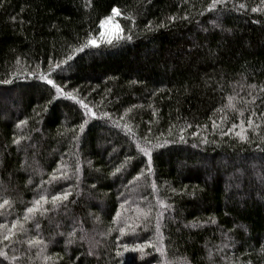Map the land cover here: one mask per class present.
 Instances as JSON below:
<instances>
[{
	"label": "trees",
	"instance_id": "16d2710c",
	"mask_svg": "<svg viewBox=\"0 0 264 264\" xmlns=\"http://www.w3.org/2000/svg\"><path fill=\"white\" fill-rule=\"evenodd\" d=\"M211 2L0 0V264H264V4Z\"/></svg>",
	"mask_w": 264,
	"mask_h": 264
},
{
	"label": "snow or ice",
	"instance_id": "6c2138e0",
	"mask_svg": "<svg viewBox=\"0 0 264 264\" xmlns=\"http://www.w3.org/2000/svg\"><path fill=\"white\" fill-rule=\"evenodd\" d=\"M227 2V0H212L211 4L208 5V10H214L216 9L218 4H225ZM261 3L264 4V0H261ZM245 7L244 4H240L239 8L243 9ZM261 8L258 7H253L251 9L252 12H257V11H261ZM122 13L120 12V10L117 7H112L111 8V12L109 15L103 17L100 19L99 21V28H98V35L93 36L91 34H88L86 40L84 41V43L82 45H80L77 48L73 49L72 54H69L65 59L60 60L57 64L53 65L50 68V72H54L57 69H60L61 71H63L64 69L61 67L62 65L67 64L69 61H71L73 59V56L75 53L77 52H82L85 48H96L99 46L100 43H105V44H112L114 42H119L121 39H131V37H125L123 35V28L120 26L119 23L115 22V18L121 16ZM128 19H131V17H126ZM169 19H174V17H169ZM17 63H19V61L17 60ZM40 79L45 81V83L47 85L50 86L51 89H55V92L58 95L64 96L69 100H75L78 104L81 105L82 108L87 110V114H90L92 116H95V113L91 112V109H89V106L87 104H85L82 100H77L76 96L73 95L71 92H66L64 91V88L57 84L54 79L49 78V75L47 74H41ZM3 83H9V81L5 80L3 81ZM264 90V89H262ZM231 97H229V101H231ZM217 111H220L219 109H217ZM105 116H107V113H104ZM240 115H243V112L240 113ZM264 115V114H262ZM223 119V118H222ZM25 121H20V124H24ZM214 126H215V122ZM249 124H251V120L248 121ZM243 125V121L241 122V126ZM19 126V125H18ZM83 127V124L81 125V128ZM125 127H127V125H125ZM233 128L237 127V125L233 124L232 126ZM129 131H131V129H129ZM237 135L241 138L244 139L245 137L241 134V133H237ZM181 139H183L181 137ZM13 143H18V141H13ZM139 147V146H138ZM139 151L141 153H143L145 156H149L150 158V154L147 148H139ZM121 167H123V165H121ZM149 171H151V168L149 167L148 169ZM54 172L58 171V169H54ZM117 172L120 171V168L116 169ZM64 174H61V176H55L53 175L51 177V181H55L60 179ZM49 181V182H51ZM68 193L64 192V193H58L57 195H53L51 197V203H53L54 205L58 202H60L61 200H66L68 198ZM41 201H44L45 203H48V198L41 195L39 200H36L33 202V207H29L26 209V212L29 214L35 213L36 211H39V205L41 203ZM10 202L8 200H4L2 203H0V208H3L5 205H8ZM117 216H119V213H117ZM28 217L26 216L25 219H27ZM210 222H214V221H210ZM16 227V224H13V228ZM37 227H39V225H37ZM121 232H123V229L120 230ZM71 235V233H70ZM5 240H8L9 237L7 235L4 236ZM29 244H33L34 241L30 240L28 241ZM5 255L3 252H0V256Z\"/></svg>",
	"mask_w": 264,
	"mask_h": 264
},
{
	"label": "rangeland",
	"instance_id": "374dc122",
	"mask_svg": "<svg viewBox=\"0 0 264 264\" xmlns=\"http://www.w3.org/2000/svg\"><path fill=\"white\" fill-rule=\"evenodd\" d=\"M136 201H137V202L139 201L138 198H136Z\"/></svg>",
	"mask_w": 264,
	"mask_h": 264
}]
</instances>
